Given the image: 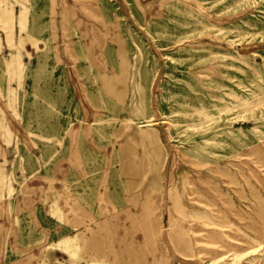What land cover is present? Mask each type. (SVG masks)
<instances>
[{"label": "rangeland", "instance_id": "obj_1", "mask_svg": "<svg viewBox=\"0 0 264 264\" xmlns=\"http://www.w3.org/2000/svg\"><path fill=\"white\" fill-rule=\"evenodd\" d=\"M0 10V264H51L59 244L42 237L36 205L68 221L62 201L75 230L59 239L80 231L88 244L64 264H264V0H0ZM104 73L117 74L116 94ZM196 98L214 101L209 122ZM234 126L257 127L238 140ZM202 190L211 206L192 201ZM145 196L147 239L142 221L131 240L115 236L124 223L97 228L131 221ZM169 214L184 226L177 246Z\"/></svg>", "mask_w": 264, "mask_h": 264}, {"label": "bare ground", "instance_id": "obj_2", "mask_svg": "<svg viewBox=\"0 0 264 264\" xmlns=\"http://www.w3.org/2000/svg\"><path fill=\"white\" fill-rule=\"evenodd\" d=\"M1 13H3V11H1L0 10V14ZM201 47H203V46H201ZM120 47H118V49H119ZM13 54V53H12ZM11 54V55H12ZM14 56H11L10 57V61L11 62H15L16 61V55L15 54H13ZM18 56V55H17ZM234 59L236 60V61H238V62H242V63H247L248 61H247V59H246V54L245 55H236L235 57H234ZM18 60V59H17ZM247 61V62H246ZM121 66H122V64H121ZM123 70H124V68H123V66L121 67ZM117 78V74L115 75V74H113L112 76H109V75H107V74H103L102 75V77H101V79H102V81H103V86H105V88H106V90H108V91H110L111 93H114V94H116L117 93V89H114L111 85H110V83H109V81L112 79V78ZM116 92V93H115ZM198 99L199 98H196L193 102H192V104H193V106L196 108V112H197V115L198 116H203L205 119H207V122H209L210 120H211V117H212V114H213V111L209 108V107H211L213 104H214V101L213 100H211V101H209L208 102V104H206L205 105V107H203L204 106V102H202V100L199 102L198 101ZM200 100V99H199ZM195 103H197V104H195ZM208 105V106H207ZM207 107V108H206ZM180 114H182V113H180ZM86 120V119H85ZM98 120H99V118H98ZM102 120V119H101ZM95 121V120H94ZM93 121V123H95ZM85 122H87V121H85ZM97 123H98V121H96ZM93 123H88L87 122V124H86V126L84 127V128H86L87 127V130H88V127H91L92 125H93ZM99 124H100V121H99ZM89 125V126H88ZM83 126V125H82ZM257 126H254V127H249V128H246V127H241V126H237V127H232V128H230V131L231 132H233V133H235V135H234V138L233 139H238V138H242L243 139V137H245L246 135H247V132L248 131H250V130H253L254 128H256ZM78 131V130H77ZM84 131V130H83ZM142 131H145L144 132V135H145V138L146 139H148V140H152V141H155V142H157V143H160L161 145H162V142H161V139H160V137H159V135H158V133H157V130H156V128H154V127H152V128H150V127H147L145 130H142ZM142 131H141V133H142ZM84 133H85V131H84ZM249 133V132H248ZM229 135V133L227 134V136ZM230 136H232V135H230ZM212 138H206L205 139V141H206V145H208L209 147L210 146H212V143H213V140H211ZM232 140V139H231ZM239 140V139H238ZM236 141V140H235ZM150 146V145H149ZM203 149H207V151H209V152H211V150L209 149V148H207L206 146H204L203 147ZM255 149V148H254ZM116 151V150H115ZM2 162H0V174L2 175V172L4 171V167L2 166V164H1ZM206 163H209L208 162V160L206 161ZM209 170H213V168L212 167H209L208 168ZM207 169V170H208ZM0 178H2V177H0ZM208 179V177L205 175V176H203V179ZM209 179H211V178H209ZM25 183V182H24ZM23 183V184H24ZM24 187H25V184H24ZM22 188H23V185H22ZM25 189V188H24ZM169 189H171V188H169ZM178 190V188H175L173 191H169V199H172L173 198V203L175 202V200H177L178 198H176L177 196L179 197V195H180V193H179V191H177ZM26 191V190H25ZM29 191H31V189H29ZM29 193V192H28ZM196 193V192H195ZM27 194V193H26ZM30 194V193H29ZM28 196V195H27ZM2 198H0V200H1ZM28 200H29V198H28ZM211 200H212V198H211V196H210V198H209V195H208V193L205 191V190H202V196L201 197H198V196H196V198L194 197V200H192L193 202L195 201H197L198 203H203V205L205 206V205H208V206H211ZM200 201H202V202H200ZM149 207H150V199L147 197V196H145V199H143L142 201H141V203L137 206V210L136 211H132V214H127L126 216L128 217V216H130V218H131V216L133 217L132 219H131V224H132V221H133V223H136V222H140V221H142V223H144L143 225H144V228H145V230L147 231V232H145V236H144V239H147L148 238V234H149V231H150V227L152 228V226H150L149 224V222L151 221L150 220V218H149V216H148V210H149ZM195 207L197 208L198 206L195 204ZM75 210H77V211H79L78 213H77V215L78 216H81V215H84V214H86L85 212L86 211H83V209L79 206V205H76L75 207H73ZM61 211V210H60ZM59 210H58V213L59 214H61V212H60ZM170 213V212H169ZM204 213H206V211H204ZM135 214V215H134ZM170 215V217H169V219H168V223H167V233H168V235H169V240L171 241V243H174L176 246L177 245H179V243L180 242H183V238H184V234H183V232H184V226L182 225H180V224H178V223H175L174 221H173V219H174V217L172 216V214H169ZM81 218V217H80ZM125 219H126V217H125ZM141 219V220H140ZM78 220H79V218H78ZM80 220H82V219H80ZM130 224V225H131ZM153 223H151V225H152ZM113 226V222L111 223V222H109V220H107V219H103V220H101L100 222H98V224H97V228H104V227H106V228H109V229H111L112 228V226ZM153 229V228H152ZM148 233V234H147ZM91 234H93V233H91ZM122 237V236H121ZM135 242H137V241H131L130 242V244L129 245H127V244H125V246H124V249L126 250V252H129V254H133V253H130V252H133L134 250H136V246H137V244L135 243ZM138 243V242H137ZM56 244H59L58 245V247L61 249V250H63V251H65V252H67L68 254H69V257H70V260H73V261H75L76 260V258H74V256H75V254H77L79 251H80V253H85V251H87V242L85 243V242H83V236H82V233H80V231H77L75 234H73V235H68V236H66V237H64V238H62V239H60ZM174 245V246H175ZM69 248H74V251H75V254H74V256L72 257V253H70V251L68 250ZM138 250H139V248H138ZM96 261H97V259H91V261L89 262V264H97L96 263ZM110 261H111V259H110ZM17 264H18V262H17ZM62 264V263H61ZM103 264H108V262H103Z\"/></svg>", "mask_w": 264, "mask_h": 264}, {"label": "crops", "instance_id": "obj_3", "mask_svg": "<svg viewBox=\"0 0 264 264\" xmlns=\"http://www.w3.org/2000/svg\"><path fill=\"white\" fill-rule=\"evenodd\" d=\"M26 85H27V83H26ZM19 114H20V120H23V119L27 120L26 115L23 116L22 113H19ZM14 124H16V123L12 124V126L14 128H16V127L19 128V129L22 128V126L20 125L21 122L18 124L19 127L17 125L15 126ZM23 125H24V127H26L27 123H24ZM47 140H49L50 144H55V143H57V141H59V139H56V137H54V136H50V138L49 139L47 138ZM68 156H73V154H70ZM62 168H64V167L62 166ZM56 177H57V179H59V177H61V175H59V173H57ZM41 181L44 182L43 179H41ZM59 182H60L59 180L56 181L57 184ZM40 187H43L44 189H46V188H49L51 186H49V184L48 185L44 184V186L43 185H39V186L37 185L36 188L39 189ZM59 187H56L55 189L62 191V189H60ZM66 201H67V199H66ZM67 204H68V202H67ZM49 205H50V202H49ZM49 205H48V208H46L44 204L41 205V203L39 204V202H37V205H36L37 209L36 210H37L38 214L39 213L42 214L41 215V219L38 218V221L41 224V229H42L41 233H43L42 237L46 238L47 240H51L52 239V241H54L52 244H55L56 242H58L60 240L59 237H61L62 234H65L66 231H68V230L74 231L75 230L68 223V222H71L70 220L73 219L74 216H73V213L71 215H68V212L70 211V206L69 205L64 206V201H62V203L60 202L59 206L60 207L62 206V213H67L68 221H65L66 217H64V221L58 220V219H56V217L52 216V214H51L52 207L50 209ZM103 206L106 207V204H103ZM40 208H42L41 212H40ZM49 209H50V211H49ZM108 218L112 219L111 223L113 222L116 227H118V225L121 226V224L124 223L125 227H122V231H120L121 230L120 228H119V230H118V228L115 229L116 230V233H115L116 237L117 236H121L124 233V231L127 230L126 235H124L125 238L128 239V240L133 239V237L131 235V231L129 230V228L131 227V225H130L131 221L130 220L126 221V222H123L121 218L118 220V219H115L114 216H110ZM100 220H102V219H100ZM94 225H96V222L94 223ZM44 233H46V234H44ZM116 244H117L116 242H112L111 243V249L112 250L117 246ZM51 248H53V247H51ZM47 252H48V255L50 257L49 262L51 264H57V263L58 264H61V263L64 264L63 263L64 261H69L70 260L69 254L67 252L61 250L60 248H53L51 250H48ZM112 257L113 256H110L108 258L112 259Z\"/></svg>", "mask_w": 264, "mask_h": 264}]
</instances>
